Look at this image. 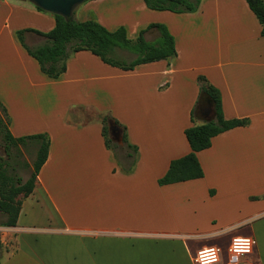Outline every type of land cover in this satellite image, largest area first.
I'll use <instances>...</instances> for the list:
<instances>
[{
    "label": "crops",
    "instance_id": "crops-1",
    "mask_svg": "<svg viewBox=\"0 0 264 264\" xmlns=\"http://www.w3.org/2000/svg\"><path fill=\"white\" fill-rule=\"evenodd\" d=\"M91 14L110 31L123 26L131 39L150 23L164 24L176 56L123 70L80 50L51 78L16 31L47 32L52 13L28 0H0L8 129L49 137L16 224L0 226V264H196V252L212 246L223 261L235 237L255 239L250 259L264 264V36L247 2L201 0L195 12L175 13L143 0H86L78 20ZM199 76L219 90L226 119L249 123L196 152L201 178L159 185L170 161L191 150L184 130L193 123ZM204 97L196 123L208 120L200 114ZM81 108L109 112L125 126L137 147L130 172L105 145L99 119H69Z\"/></svg>",
    "mask_w": 264,
    "mask_h": 264
},
{
    "label": "trees",
    "instance_id": "trees-1",
    "mask_svg": "<svg viewBox=\"0 0 264 264\" xmlns=\"http://www.w3.org/2000/svg\"><path fill=\"white\" fill-rule=\"evenodd\" d=\"M201 0H143L152 10H167L175 13L195 12ZM261 25L260 34L264 36V0H245ZM38 10L44 11L35 6ZM54 27L41 32L32 28L16 31V37L27 54L34 58L42 73L51 78H57L65 71V61L73 53L88 50L98 56L104 63L111 66L131 70L135 66L158 60H169L176 56L174 38L167 27L161 23H150L143 28L135 38H128L125 28L120 26L108 30L94 18L79 21L72 16L66 19L62 15L52 14ZM153 31L152 39L145 34ZM32 33L43 38L36 46L26 44V35ZM199 96L191 111V126L184 130L190 146V152L172 159L166 173L158 179L159 185L171 184L203 176V170L197 159L196 152L208 148L211 138L217 134L249 123L247 118L226 119L221 108V96L217 88L211 85L204 76L198 77ZM202 96L210 101L211 117L196 123L197 109ZM0 135L7 159L0 157V226H14L17 222L22 200L34 189L37 175L45 163L49 150V137L46 133L14 137L9 129V116L0 104ZM102 134L105 145L109 148L124 172H130L136 161L137 147L128 142L126 128L113 118L109 112H100ZM108 121H111L120 131L122 139L116 143L108 133ZM122 150V155L119 153ZM33 151L31 164H24L30 169L28 177L23 180L16 172V167L10 165L12 158L20 157L24 152ZM9 167L12 173L7 172Z\"/></svg>",
    "mask_w": 264,
    "mask_h": 264
},
{
    "label": "rangeland",
    "instance_id": "rangeland-1",
    "mask_svg": "<svg viewBox=\"0 0 264 264\" xmlns=\"http://www.w3.org/2000/svg\"><path fill=\"white\" fill-rule=\"evenodd\" d=\"M83 3H85V2H83ZM81 5L82 4L78 5L77 6L78 8L76 7L77 10H76V14L74 17L76 20H78L77 13H78ZM91 17L93 18L92 14L89 15V17L87 19H89ZM154 34H155V32H152L151 34L146 35L147 39H152ZM25 42L29 46H36V45H39L43 42V38L39 37L35 34L29 33L26 35ZM0 114L3 115V113H1V112H0ZM109 114L111 115V113H109ZM99 118H100V112H98L97 110L91 109V108L77 109L74 112H72L71 116L69 117L70 120H73L75 122H86V121H90V120H98ZM0 143H2L1 135H0ZM122 152H123L122 150H119V153L121 155H122ZM0 157H2L3 159H7V156H6L4 150L1 146H0ZM32 157H33V151H30V152H24L23 155H21L20 157H16V158L14 157L10 160V165L13 167H16V172L20 176H22L23 180H25L28 177L29 170H30V169L24 167V164L28 163L30 165L31 161H32ZM134 166H135V164H134ZM134 166H133V168H134ZM7 172L12 173V171L9 167H7ZM0 221H2L1 217H0ZM245 256L241 257V260H243L245 258ZM246 258H251V255L247 256ZM223 261H226V256H225V258H223Z\"/></svg>",
    "mask_w": 264,
    "mask_h": 264
},
{
    "label": "built area",
    "instance_id": "built-area-1",
    "mask_svg": "<svg viewBox=\"0 0 264 264\" xmlns=\"http://www.w3.org/2000/svg\"><path fill=\"white\" fill-rule=\"evenodd\" d=\"M255 245L256 241L251 237H235L230 241L226 261L220 259L221 250L216 246L198 250L194 261L196 264H259L246 258L252 254ZM243 256L245 258L241 260Z\"/></svg>",
    "mask_w": 264,
    "mask_h": 264
},
{
    "label": "water",
    "instance_id": "water-1",
    "mask_svg": "<svg viewBox=\"0 0 264 264\" xmlns=\"http://www.w3.org/2000/svg\"><path fill=\"white\" fill-rule=\"evenodd\" d=\"M35 6L42 10L52 13L59 14L69 19L73 16L75 8L85 2L86 0H28ZM200 114L204 119H210L211 109L210 101L204 97L203 108L200 109ZM108 133L112 141L118 143L121 141V131L111 122L108 121Z\"/></svg>",
    "mask_w": 264,
    "mask_h": 264
}]
</instances>
